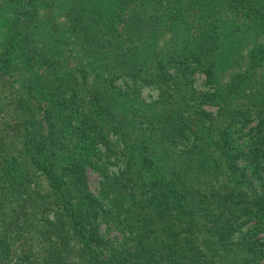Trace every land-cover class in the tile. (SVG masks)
Segmentation results:
<instances>
[{"label":"trees","instance_id":"trees-1","mask_svg":"<svg viewBox=\"0 0 264 264\" xmlns=\"http://www.w3.org/2000/svg\"><path fill=\"white\" fill-rule=\"evenodd\" d=\"M226 18L255 38L222 82ZM0 24V264H264V93L238 94L264 0H0Z\"/></svg>","mask_w":264,"mask_h":264},{"label":"rangeland","instance_id":"rangeland-1","mask_svg":"<svg viewBox=\"0 0 264 264\" xmlns=\"http://www.w3.org/2000/svg\"><path fill=\"white\" fill-rule=\"evenodd\" d=\"M185 17V14H184ZM226 22L229 20V18L225 19ZM240 23V22H239ZM231 22L225 23L223 29L225 30V34L233 35V39L235 40V43L240 36H244V40L238 41L236 44H229L230 49H228V52L225 53V57H223L222 63L224 64V68L222 70L221 77L222 82L226 81L228 79V75L234 71H237L241 67H243V57L242 54L244 53V49L248 48L251 44L254 34H253V28H246L245 26H242L239 24L238 30L231 28L233 27V24H231V27L229 28V25ZM4 27L2 24H0V39L3 34ZM237 36V37H236ZM232 39V38H230ZM245 41V42H243ZM245 43V44H244ZM248 46V47H247ZM243 49V50H242ZM232 59H234L230 64L227 65L228 62H230ZM255 74L252 75L251 79H253V85L250 86V88L246 87V89H241L239 86L238 94L243 95L241 100L249 99L250 97L261 99L263 98V94L256 95V90L261 89L264 93V62L255 70ZM193 79V87L198 91H212L213 87H209L204 82V75L202 73H194L192 76ZM243 87V86H242ZM249 89H251L253 92L250 94ZM244 94H249L252 96H246ZM141 96L146 101H153L156 96V91L154 89H151L149 87H144L141 90ZM203 108L207 111H210L213 115L216 113V106H210V105H203ZM110 171L115 170L114 167L109 168ZM86 177L88 181V187L89 189L94 192L97 188L99 176L95 170H92L90 167L86 168ZM110 235H113V232H110Z\"/></svg>","mask_w":264,"mask_h":264}]
</instances>
